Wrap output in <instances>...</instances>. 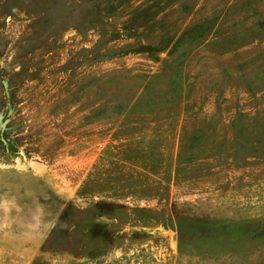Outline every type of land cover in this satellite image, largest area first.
Returning a JSON list of instances; mask_svg holds the SVG:
<instances>
[{
	"label": "rangeland",
	"instance_id": "374dc122",
	"mask_svg": "<svg viewBox=\"0 0 264 264\" xmlns=\"http://www.w3.org/2000/svg\"><path fill=\"white\" fill-rule=\"evenodd\" d=\"M90 6L0 0L18 140L0 148V264H264V0H131L92 26ZM165 73L181 99L155 107L180 109L160 188L155 133L119 105ZM4 106L0 83V131Z\"/></svg>",
	"mask_w": 264,
	"mask_h": 264
},
{
	"label": "trees",
	"instance_id": "16d2710c",
	"mask_svg": "<svg viewBox=\"0 0 264 264\" xmlns=\"http://www.w3.org/2000/svg\"><path fill=\"white\" fill-rule=\"evenodd\" d=\"M83 3H90L91 8L89 7L86 10V14L82 16V22H87V24L96 25L101 24L105 17L110 16L119 8L124 7L130 4L131 0H81ZM145 12L140 13V16H143ZM133 17H139V14H133ZM178 46L174 43H166L161 46L160 48H152V46H141L140 52H146L150 56L157 55L158 53L162 52L163 50H169V54L171 52L176 51ZM1 77V74H0ZM165 79L163 88L159 89V91H153L152 87L155 84L156 79L163 78ZM147 78V77H146ZM144 80L143 84L138 86L137 93L129 99L124 105H119L124 110H128L130 112H135L137 114V123L142 128H148L153 133H155L156 137H149L148 143H155L157 144V150L155 153L157 155V159L159 161L158 165L164 167L165 169H160L159 172L152 173L158 177L160 180L159 185L162 186L160 188H166L167 184L170 181L171 173H170V165L173 155V147L174 142L176 139V131L178 125V116L180 113L179 107L173 109V112L168 111L162 115H155V107L158 106L159 108H163L164 106L168 107L173 101H180L181 99V90H180V82L176 81L174 83L172 81V77L170 73H165L161 75H153L149 78ZM167 78V80H166ZM1 87L3 92L5 93V109L6 112L3 114L2 122L4 123V129L0 131V148L5 151L6 153L12 152L18 146L17 139H10L8 137L9 133L6 132V129L10 126L9 125V112L15 110L14 101L12 100V95L9 93V85H4L2 82ZM99 98L103 99L104 97V86L100 89ZM107 107V100L104 99L103 103H99L96 107L95 112L92 113L93 116L96 112H103ZM153 126V127H150ZM163 128V129H161ZM158 129H161V133L156 132ZM135 139L140 141L144 134L136 133ZM145 136V135H144ZM150 136V135H149ZM140 143V142H138ZM149 155V153H148ZM109 164H113L118 168H140V165H137L131 162L129 156L122 157L119 154V157L116 158L115 161L110 162ZM145 170V168H142ZM90 181L86 183L89 184ZM80 195H84L80 193ZM158 196V195H157Z\"/></svg>",
	"mask_w": 264,
	"mask_h": 264
}]
</instances>
